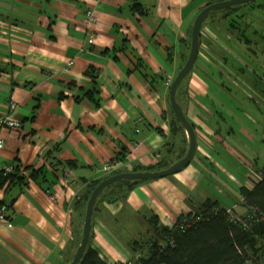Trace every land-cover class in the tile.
<instances>
[{
  "label": "crops",
  "instance_id": "obj_1",
  "mask_svg": "<svg viewBox=\"0 0 264 264\" xmlns=\"http://www.w3.org/2000/svg\"><path fill=\"white\" fill-rule=\"evenodd\" d=\"M211 1L224 0H0V115L16 124L0 128V171L19 163L41 172L35 183L0 190L7 208L0 264H69L93 182L169 167L186 154L169 88L188 58L195 18ZM135 4L146 14L133 12ZM240 13L239 32L224 12L206 20L194 66L176 92L196 137L190 164L141 183L124 200L104 196L95 204L90 246L107 264L131 257L116 236L121 225L145 230L153 215L172 228L206 200L247 215L239 189L251 190L264 165V0ZM105 164L113 170L103 172ZM207 164L218 169L212 176L239 188L240 211L197 196Z\"/></svg>",
  "mask_w": 264,
  "mask_h": 264
},
{
  "label": "trees",
  "instance_id": "obj_2",
  "mask_svg": "<svg viewBox=\"0 0 264 264\" xmlns=\"http://www.w3.org/2000/svg\"><path fill=\"white\" fill-rule=\"evenodd\" d=\"M211 4L212 1L209 2V5ZM254 6L253 3L249 4L251 8ZM239 8L236 6L227 9L225 17L235 14L240 19L241 10ZM132 11L140 15L146 14L145 10L137 4L132 7ZM213 15L214 12H211L207 19L210 20ZM227 24L229 28L239 30L235 28L237 24L232 23L231 20ZM200 41L201 35L199 36V43ZM87 74L91 75L92 78L94 77L91 71H88ZM182 86L183 83L178 92ZM88 93L86 96L97 107L98 100H94L92 93ZM172 126L182 131L175 118H173ZM10 167L9 172L5 169L0 171V190L4 189L5 192L12 187L22 188L31 182L35 183L41 173L26 169L19 163ZM167 167L168 164L160 163L155 167L142 169V171H160ZM259 171L260 180L254 184L251 190L244 187L239 189V193L248 208L245 217L240 220L233 219L225 209H221L216 202L210 200L203 202L194 215L189 214L186 217H180L177 224L172 228L162 226L157 217L152 215L147 220L151 234L149 231V238L142 241L145 244L144 254L137 251L138 248L143 249L141 243L134 242V245H131L132 257L124 263L117 264H263L264 165ZM102 181L91 184L89 195ZM143 182L146 181H121L112 184L105 189L108 190L105 196H110L108 202L124 200L136 186ZM11 205L12 201L9 207ZM91 238L92 233L90 232L89 243L79 264H107L91 248Z\"/></svg>",
  "mask_w": 264,
  "mask_h": 264
},
{
  "label": "water",
  "instance_id": "obj_3",
  "mask_svg": "<svg viewBox=\"0 0 264 264\" xmlns=\"http://www.w3.org/2000/svg\"><path fill=\"white\" fill-rule=\"evenodd\" d=\"M251 1L253 0H227V1L217 2L207 6L197 15L191 31L190 51L188 58L186 60L185 65L177 74V76L175 77L169 88V102L174 118L181 126V128L185 131L188 138V149L186 154L177 162L173 163L171 166L160 171H140V172L121 173L108 177L102 182H100L91 192V195L87 202L83 229H82V238L75 252L74 257L69 264H79L83 258L84 252L89 243L94 206L98 197L105 188L121 181H148V180L166 178L181 172L190 164L196 150V137L192 125L187 121L179 104L176 101L175 98L176 91L180 86L181 82L183 81V79L191 72L194 66V63L198 55L199 36L201 33L202 26L205 23L208 15L216 10L244 5Z\"/></svg>",
  "mask_w": 264,
  "mask_h": 264
},
{
  "label": "rangeland",
  "instance_id": "obj_4",
  "mask_svg": "<svg viewBox=\"0 0 264 264\" xmlns=\"http://www.w3.org/2000/svg\"><path fill=\"white\" fill-rule=\"evenodd\" d=\"M224 1H227V0H224ZM258 2H259V0H253L247 4L239 5L237 7H240L239 9L241 11H244V10H247V8L249 7V4L253 3L255 6H258ZM234 7H236V6H234ZM227 9H229V8H227ZM227 9H221L219 11L225 13ZM219 11L216 10L213 12L215 14V12H219ZM229 20H231V22L234 24H238L239 26L242 24L237 19V15H235V14H230L227 21H229ZM182 83H183V81L181 82V84ZM179 88H180V86L178 87V89ZM178 89H177V91H178ZM214 93H216L214 100L220 101L219 99H221L224 101L225 98H224L223 93H221V94H220V92H214ZM217 97H219V99ZM220 117H221V115L216 114L215 119H217L216 122L219 123V126L221 128V126L224 125L223 124L224 122H222L220 120L221 119ZM213 164L216 167V164L215 163H213ZM234 164H236V163H234ZM215 167L210 166V164H207L206 172L210 173V172H212V170H215V173H216V170H218V169H216ZM236 172L238 173L237 178L240 181H242L243 180V171H242V169H240V167L238 165H237ZM219 174H220V176H222V173H219ZM212 175H213L212 173L206 175L204 180H203V183H201L200 185L197 186V196L199 197L200 194L206 195L210 199L218 201L221 207L230 209L232 206H234L237 211H240L241 207L238 205V201H239L238 189L239 188L236 186V184L231 183L226 177L220 179V178H215ZM104 190L102 191V193L100 194L98 199L104 197L105 194L108 192V190H105V191ZM220 190H222V193L220 192ZM98 199H97V201H98ZM199 204L200 203L197 201V207L199 206ZM228 214L233 219H239V220L241 219L240 217H237L236 215L234 216L231 213H228ZM131 225L132 224H128L125 226L121 225V227L119 229H117L118 234H116V236L118 237V240H119L118 242L122 243V245H124V246L126 245V247L128 245L130 253H132L131 245H134V242L135 243L140 242L143 249L138 248L137 251H139V253H141V254H144V252H145L144 245L145 244H143L142 241H146V239L149 238L148 232L150 231V228H149V226H147V227H145V230H144V229H141L139 227L137 228L135 225H132V226ZM129 227H130V229H129ZM149 234H151V231ZM131 257H132V254H131Z\"/></svg>",
  "mask_w": 264,
  "mask_h": 264
},
{
  "label": "built area",
  "instance_id": "obj_5",
  "mask_svg": "<svg viewBox=\"0 0 264 264\" xmlns=\"http://www.w3.org/2000/svg\"><path fill=\"white\" fill-rule=\"evenodd\" d=\"M86 17H87V21L89 24H93L95 22V17L93 15V13L91 11H88L86 13ZM94 36V35H92ZM92 36H90V38H93ZM92 41H89V44H91ZM72 63H69L68 66H71ZM167 86H169V83H166ZM16 108V104L14 103H10L9 104V109L10 110H14ZM1 127H7V128H15L16 124L14 123V121H12L10 119V117L8 115L5 114H1L0 115V128ZM3 146V142L0 140V149ZM114 166L113 165H109V164H105L101 167V170L105 173L107 172H111L113 170ZM11 169L10 168H6L5 171L9 172ZM6 206L1 205L0 206V221L5 220V212H6Z\"/></svg>",
  "mask_w": 264,
  "mask_h": 264
}]
</instances>
